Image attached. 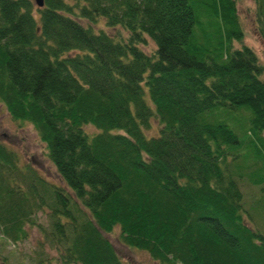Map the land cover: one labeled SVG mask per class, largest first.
<instances>
[{
    "label": "trees",
    "instance_id": "1",
    "mask_svg": "<svg viewBox=\"0 0 264 264\" xmlns=\"http://www.w3.org/2000/svg\"><path fill=\"white\" fill-rule=\"evenodd\" d=\"M243 37L236 0H0V103L71 190L40 182L57 256L36 264H123L114 227L159 264H264V64ZM14 157L0 140L19 242L34 208Z\"/></svg>",
    "mask_w": 264,
    "mask_h": 264
},
{
    "label": "rangeland",
    "instance_id": "2",
    "mask_svg": "<svg viewBox=\"0 0 264 264\" xmlns=\"http://www.w3.org/2000/svg\"><path fill=\"white\" fill-rule=\"evenodd\" d=\"M36 7L34 0H32ZM237 16L244 32L241 42L235 43L237 46L245 44L250 46L257 54L259 61L264 64V25L259 19V9L255 0H236ZM86 25V22H83ZM99 25V24H98ZM96 26V25H95ZM99 29V28H98ZM110 34L116 36H126L122 28L106 29ZM142 48L150 53L155 49L152 40L148 39L147 44ZM264 80V73L261 75ZM157 123H153L148 135L157 133ZM93 132V127H86ZM0 140L14 154L16 169L12 170L14 181H19L22 191L27 195V202L33 203V208L29 211L25 229L26 238L19 242H13L9 237L0 231V264H36L38 258H45L47 261L56 259V250L53 245L45 239L44 228L49 227L51 222V208L47 202V193L41 189L40 182L45 181L46 185L56 184L71 192L66 187L50 158L44 143L41 142L35 130L30 124L20 125L14 122L8 114L6 108L0 103ZM28 167L35 172L28 170ZM8 172V170H5ZM6 175V174H5ZM24 176V182L21 178ZM30 186H34L30 189ZM244 188V187H243ZM250 191V190H249ZM247 191V192H249ZM256 194V189H254ZM252 193L246 194L247 202L252 201ZM43 196L45 201L43 202ZM73 196V194H72ZM74 197V196H73ZM40 203V206H38ZM31 221H34L33 223ZM259 230L264 233V224ZM112 243L115 251L121 258L123 264H159L145 251L129 248L122 242L120 230L114 227L112 231L105 234ZM54 264H59L54 263Z\"/></svg>",
    "mask_w": 264,
    "mask_h": 264
},
{
    "label": "water",
    "instance_id": "3",
    "mask_svg": "<svg viewBox=\"0 0 264 264\" xmlns=\"http://www.w3.org/2000/svg\"><path fill=\"white\" fill-rule=\"evenodd\" d=\"M36 1V4L41 7L43 6V0H35Z\"/></svg>",
    "mask_w": 264,
    "mask_h": 264
}]
</instances>
